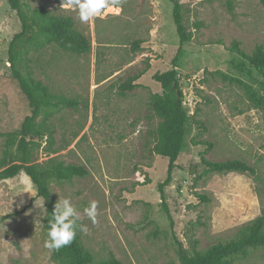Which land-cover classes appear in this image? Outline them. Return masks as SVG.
<instances>
[{"label":"rangeland","instance_id":"374dc122","mask_svg":"<svg viewBox=\"0 0 264 264\" xmlns=\"http://www.w3.org/2000/svg\"><path fill=\"white\" fill-rule=\"evenodd\" d=\"M23 1L72 17L92 43L86 55L52 47L33 58L35 78L77 103L52 119L56 153L44 145L36 162L57 158L89 170L86 178L53 184L52 193L55 204L68 197L76 207L78 225L86 227L78 228L77 236L94 255V264L106 260L109 251L124 264H181L174 235L189 250L196 240L204 252L264 214V114L234 81L259 88L262 79L231 51L236 41L247 54L264 45L262 0H122L119 10L110 6L88 22L64 0ZM175 2L183 4L194 35L180 53ZM20 32L17 13L0 0V158L9 135L30 114L8 62L9 44ZM136 40L143 41L142 49L133 53ZM176 58L185 106L191 115L197 112L195 119L206 130L193 126L173 181L164 187L169 220L160 191L169 160L153 152L161 119L151 110L150 98L162 93L153 76L170 70ZM142 72L138 87L123 93L121 86ZM203 157L239 159L255 167L257 175L212 174L197 181L205 169ZM197 194L210 201H200ZM92 201L97 203L95 223L85 212ZM45 215V201L24 172L0 183V264H57L44 246ZM237 264H264V249Z\"/></svg>","mask_w":264,"mask_h":264},{"label":"trees","instance_id":"16d2710c","mask_svg":"<svg viewBox=\"0 0 264 264\" xmlns=\"http://www.w3.org/2000/svg\"><path fill=\"white\" fill-rule=\"evenodd\" d=\"M6 1L17 13L21 22V32L16 34L9 44L8 62L12 78L24 95L30 114L6 141L0 158V183L13 179L22 172L31 179L37 189V197L45 201L44 233L47 237V224L55 205L52 185L72 183L76 178H86L89 170L83 165L66 164L57 158H50L44 163L36 162L37 153L44 145L48 147L49 152L56 153L54 149L56 130L52 119L64 109H75L77 103L65 96L54 94L47 85L35 78L36 60L33 55L47 48L56 47L64 53L82 56L91 52L92 43L77 29L75 20L70 16L56 14L45 6L30 8L23 0ZM228 7L233 13L234 7L231 1H228ZM173 20L180 41V53L183 46L193 40L194 35L186 25L184 6L179 2L174 3ZM196 26L200 25L196 24ZM142 44L143 41L136 40L132 44L133 53L141 51ZM240 45V42H234L231 51L255 71L262 82H258L260 87L255 88L249 83L234 81L244 89L254 109L264 114V45H258L252 54L245 53ZM176 61L177 58L174 59L170 70L153 76L154 81L160 84L162 93L153 94L150 98L151 110L161 119L153 152L169 160L167 178L160 186L163 206L169 220L172 218L165 204L164 187L173 181L177 161L189 146L188 138L193 126L197 124L200 128H204V124L195 119L197 112L191 115L185 106V94ZM144 74L145 72H142L129 78L121 86L122 92L135 90L138 87L136 82ZM221 75L224 79L232 81L228 76ZM194 144L198 143L194 142ZM202 164L205 169L196 178L197 181L212 174L238 173L251 177L257 175L255 167L239 159L212 162L203 157ZM197 197L204 203L210 201L202 194H197ZM173 237L178 246L177 252L181 264H237L253 252L264 249V214L244 225L233 238L212 245L204 252L197 249L196 240L192 242V248L189 250L184 248L175 235ZM52 260L57 264L95 263L94 255L85 249L77 234L71 245L58 251L52 250ZM101 264L124 263L112 251H109L107 259Z\"/></svg>","mask_w":264,"mask_h":264},{"label":"clouds","instance_id":"9594fccd","mask_svg":"<svg viewBox=\"0 0 264 264\" xmlns=\"http://www.w3.org/2000/svg\"><path fill=\"white\" fill-rule=\"evenodd\" d=\"M64 2L78 9L82 22H88L110 6L119 10L122 0H64ZM87 216L96 222L97 203L92 201L85 209ZM79 213L71 199H58L54 205L51 219L47 224V239L44 246L49 250L58 251L72 244L76 238L77 229L86 231V227L78 225Z\"/></svg>","mask_w":264,"mask_h":264},{"label":"water","instance_id":"95a60500","mask_svg":"<svg viewBox=\"0 0 264 264\" xmlns=\"http://www.w3.org/2000/svg\"><path fill=\"white\" fill-rule=\"evenodd\" d=\"M185 99H186V97H185Z\"/></svg>","mask_w":264,"mask_h":264}]
</instances>
